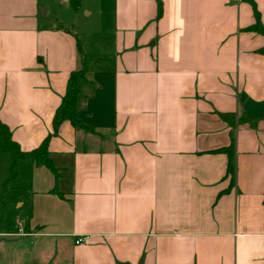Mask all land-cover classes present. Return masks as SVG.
<instances>
[{"label":"crops","instance_id":"1","mask_svg":"<svg viewBox=\"0 0 264 264\" xmlns=\"http://www.w3.org/2000/svg\"><path fill=\"white\" fill-rule=\"evenodd\" d=\"M253 23L243 0H0V122L23 152L50 136L60 170L24 159L13 176L0 154V264H264ZM77 42L78 119L93 132L53 135ZM241 112L234 128L220 117ZM231 137L232 184L216 152Z\"/></svg>","mask_w":264,"mask_h":264},{"label":"trees","instance_id":"2","mask_svg":"<svg viewBox=\"0 0 264 264\" xmlns=\"http://www.w3.org/2000/svg\"><path fill=\"white\" fill-rule=\"evenodd\" d=\"M243 1L247 2L251 6L254 17V23L251 26L245 28L244 31L264 36V27L261 23L260 14L256 8L255 3L252 0ZM161 14L162 9L159 5L157 11V19L161 17ZM77 54L79 58V67L70 73L66 84L65 94L54 113L52 120L53 135H56L59 126L63 122H69L75 130L93 132L91 128L82 124L78 119L77 101L80 95L79 86L82 82L86 81L85 76L87 73V60L80 46V43L78 42ZM220 117L230 128H234L236 124L249 122V120L246 119L242 112L239 116L235 115L234 113H229L221 115ZM49 139L50 136H47L37 149L29 152H23L19 148L18 144L13 141L9 128L0 122V154H6L11 158V171L13 176L15 175L17 163L20 160L29 159L35 165L44 166L45 168H47L53 174L55 181H58L60 170L54 166L51 160L50 153L48 151ZM216 152H221L227 155L226 177H230L232 184L235 171L234 138L231 137L228 147L219 149Z\"/></svg>","mask_w":264,"mask_h":264},{"label":"built area","instance_id":"3","mask_svg":"<svg viewBox=\"0 0 264 264\" xmlns=\"http://www.w3.org/2000/svg\"><path fill=\"white\" fill-rule=\"evenodd\" d=\"M61 1H63V2H67L68 0H61ZM86 240H87V237H80V238L76 239L75 244L83 243V242H85Z\"/></svg>","mask_w":264,"mask_h":264},{"label":"rangeland","instance_id":"4","mask_svg":"<svg viewBox=\"0 0 264 264\" xmlns=\"http://www.w3.org/2000/svg\"><path fill=\"white\" fill-rule=\"evenodd\" d=\"M21 224V223H20ZM18 225H16V227H17ZM15 230V229H14Z\"/></svg>","mask_w":264,"mask_h":264}]
</instances>
